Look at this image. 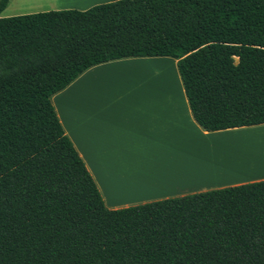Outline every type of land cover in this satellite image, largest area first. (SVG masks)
<instances>
[{"label": "trees", "instance_id": "trees-1", "mask_svg": "<svg viewBox=\"0 0 264 264\" xmlns=\"http://www.w3.org/2000/svg\"><path fill=\"white\" fill-rule=\"evenodd\" d=\"M148 56L176 59L204 131L264 124V0L0 17V264H264V180L104 205L51 97L92 66Z\"/></svg>", "mask_w": 264, "mask_h": 264}, {"label": "crops", "instance_id": "crops-1", "mask_svg": "<svg viewBox=\"0 0 264 264\" xmlns=\"http://www.w3.org/2000/svg\"><path fill=\"white\" fill-rule=\"evenodd\" d=\"M111 1L10 0L0 17L85 11ZM176 63L168 56L108 61L90 67L51 97L65 135L110 210L264 180L212 177V182L208 176L210 184L208 177L201 183L188 179L198 164L193 167L191 155L186 159V147L191 153L201 146L209 149L211 143L224 148L231 135L248 127L204 131L192 117ZM152 71L165 74L166 82L158 81ZM207 157L218 163L212 167L230 160L223 155Z\"/></svg>", "mask_w": 264, "mask_h": 264}, {"label": "rangeland", "instance_id": "rangeland-1", "mask_svg": "<svg viewBox=\"0 0 264 264\" xmlns=\"http://www.w3.org/2000/svg\"><path fill=\"white\" fill-rule=\"evenodd\" d=\"M146 71L147 72H151L150 69L149 70L146 69ZM173 71H174V74H175V69H173ZM152 72H153L152 75L156 76V79L158 81H161L162 80L163 82H166L165 74H159V73L154 72V71H152ZM169 78H171V75H169ZM243 129H245V130L244 131H240L239 134L231 135L230 136L231 138L230 139H227V144H224V148H222L221 146H219V148H218L216 145H212V143H211L210 146H209V149L207 147H203L202 148V146H201V148H199V150H197V148H195L197 151L195 149H193V153L192 154L190 152L191 149H188L186 147L185 153H186V155H188V153H189V155L191 154V156L193 158L195 157L194 155H196V157L198 159L202 160V161L198 160L199 162L197 160H194V163H196V164L197 163H200V164H198V169L201 168V166L202 167L205 166L203 162L206 161L207 159L209 160L210 157H207L209 154H211L212 156L223 155V156L230 157V161L231 160H236V162L235 161H231V162H235V163H237L239 159L242 162H245L246 159H245L244 156H246V155H247V157H246L247 159L250 158L252 160L253 158H252L251 154L254 155V157H257L256 158L257 160L256 159H253L252 162L253 161H259L260 159L262 161H264V125H259L257 127H248V128H243ZM207 152H209V153H207ZM259 153H260V155H259ZM186 155H185V157H186ZM260 156H262L263 158L260 157ZM205 158H206V160H205ZM251 160H249V161H251ZM227 162H228V160L226 161L225 164H227ZM246 162H248V161H246ZM208 163L209 162H207V164ZM235 163H233V164H235ZM259 163H261V162H259ZM205 164H206V162H205ZM229 164L230 165H233L231 163H229ZM206 167H207V165L204 168L206 169ZM263 170L264 169H261L260 171L262 172ZM245 172H251V171L244 170L242 172L243 175L241 174V176H245V177H243L244 179H251V178H255V177H264V175H261V176L258 175V174H260V173H256L258 171H256V172H253L252 171L251 173H253V174L247 173V175H244ZM234 176H236V175H234ZM238 176H240V175H237V177Z\"/></svg>", "mask_w": 264, "mask_h": 264}, {"label": "bare ground", "instance_id": "bare-ground-1", "mask_svg": "<svg viewBox=\"0 0 264 264\" xmlns=\"http://www.w3.org/2000/svg\"><path fill=\"white\" fill-rule=\"evenodd\" d=\"M204 146H202V148H203ZM196 150V149H195ZM197 150H199V149H197ZM196 150V151H197ZM233 151V150H232ZM251 152V151H250ZM197 153V152H196ZM203 153V152H202ZM189 154V153H188ZM192 154V153H191ZM190 154V155H191ZM195 154V153H194ZM214 154V153H213ZM216 154V153H215ZM254 154V153H253ZM258 154V153H257ZM256 154V155H257ZM190 155H186V156H188V158H189V156ZM209 155H211V154H209ZM259 155H260V153H259ZM258 155V156H259ZM195 157L193 158L192 156V158H191V160L192 161H190L189 159V161L190 162H192L193 164V167L195 166V163H194V160H200V159H198L197 157H196V155H194ZM206 156V155H205ZM251 156H252V158L253 159H256L257 157H254V155H252L251 154ZM245 157V159H246V161H248V162H242L240 159V161L238 160V162L237 163H235L236 162V160H231V161H235V162H231L230 160V162L229 163H231V164H233V163H235V164H233V165H230L228 162H227V164L228 165H221V166H215V167H212L211 165H216V164H218V163H216V162H211L210 160H206V158H205V160L206 161H204L203 163H204V165L206 166L207 165V167H206V169L204 168L205 166H201V168H199L198 170H194V171H196V172H190L189 173V175L186 173V171H188V169H186V171H185V174L186 175H188V179H189V177H191V178H193V179H195V181H196V178H198L197 180H199V182H200V180L201 179H203V178H207L208 176H210L211 178L212 177H214V179H215V177L216 178H219L218 179V181L219 180H222V178L223 177H235L236 179H242L243 177H245V176H241V174L243 175V171L244 170H247V171H253V172H256V171H258V172H256V173H260V174H258V175H264V170L261 172L260 170L261 169H264V161H262L261 159L259 160V161H253L252 162V160L249 158V159H247L246 157H247V155L246 156H244ZM260 157H262V156H260ZM259 157V158H260ZM196 158V159H195ZM263 158V157H262ZM186 159H187V157H186ZM242 159V158H241ZM244 159V160H245ZM249 160H251V161H249ZM257 160V159H256ZM200 161H202V160H200ZM186 162V161H185ZM199 162V161H198ZM205 162H206V164H205ZM207 162H209L208 164H207ZM259 162H261V163H259ZM202 163V162H201ZM202 163V164H203ZM221 163V162H220ZM187 164V163H186ZM197 164H200V163H197ZM211 164V165H210ZM191 165V166H192ZM192 168V167H191ZM195 168V167H194ZM193 168V169H194ZM176 169H178V168H176ZM192 169V170H193ZM251 172H245V174L244 175H247V173H249V174H253V173H251ZM235 173V174H234ZM262 173V174H261ZM157 174V173H156ZM229 174V175H228ZM248 174V175H249ZM172 175H174V173L173 174H171V176ZM182 175V174H181ZM225 175H227V176H225ZM233 175V176H232ZM234 175H236V176H234ZM237 175H240V176H238L237 177ZM169 176V175H168ZM175 176V175H174ZM257 176V175H256ZM181 177V179H182V176H180ZM187 177V176H186ZM210 177H208V179L210 178ZM175 178V177H174ZM221 178V179H220ZM186 179V178H185ZM193 179H191V180H193ZM214 179L212 178V182H214ZM230 179V178H229ZM179 180V179H178ZM182 181V180H181ZM205 181V180H204ZM204 181H202V183L204 182ZM217 181V182H218ZM183 182V181H182ZM187 182H188V180H187ZM206 182H207V180L205 181V184L203 185V186H205L206 185ZM208 182H210V179L208 180ZM201 183V182H200ZM194 184H195V182H194ZM198 184V183H197ZM210 184H211V182H210ZM213 184V183H212ZM189 185V184H188ZM191 185V184H190ZM193 185V184H192Z\"/></svg>", "mask_w": 264, "mask_h": 264}]
</instances>
